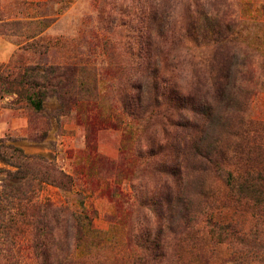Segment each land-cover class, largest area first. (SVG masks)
<instances>
[{"label":"rangeland","instance_id":"rangeland-1","mask_svg":"<svg viewBox=\"0 0 264 264\" xmlns=\"http://www.w3.org/2000/svg\"><path fill=\"white\" fill-rule=\"evenodd\" d=\"M100 1L92 0L94 11L88 0H0V76L68 58L80 67V98L89 99L68 111L50 94L35 112L16 96L11 78H0V264H61L67 243L81 244L72 264H83L82 257L90 258L88 264H264V210L229 192L224 173L223 180L205 182L207 205L192 188L198 177L186 168L183 152L191 144L193 114L171 110L167 121L151 108L144 113L148 89L140 102L138 56L153 50L147 41L154 37L152 24L143 28L142 14L127 8L128 17L111 24L105 19L112 12L105 8L109 0ZM237 3L223 20L239 22L238 39L219 46L188 43L192 58L203 54L208 62L198 79L194 68L189 87L179 91L186 95L198 84L211 109L213 125H200L205 144L233 166L243 159L259 169L264 0ZM102 37L115 48L103 45ZM164 69L169 76V63ZM229 72L235 79H225ZM213 83L219 93L211 91ZM139 102L142 110L136 111ZM129 105L136 121L127 116ZM60 173L71 176L73 185L62 182ZM211 206L219 209L217 220L231 221L247 238H207L195 224ZM59 211L87 218L94 232L67 241ZM155 244L161 257L152 250Z\"/></svg>","mask_w":264,"mask_h":264},{"label":"trees","instance_id":"trees-1","mask_svg":"<svg viewBox=\"0 0 264 264\" xmlns=\"http://www.w3.org/2000/svg\"><path fill=\"white\" fill-rule=\"evenodd\" d=\"M95 3L100 4L101 1L94 0V4ZM116 3L119 4V0ZM141 14L143 16L140 15L139 17L142 27L148 30L149 27L147 25L150 22L155 32L153 39L147 38L153 50L141 52L138 56L140 61L138 73L142 81V85L140 86V102L143 101L142 98L145 94L143 89H148L147 100L149 101V105L144 113H148V109L151 108L155 111V117H160L167 121L169 117L166 116H168V112L171 110L178 116L183 109L193 114L191 117L192 123L188 121L185 124V128H187L188 123H191L190 128L194 132L187 134L191 144L188 150L185 147V152H183V154L188 158V166L186 168H188L192 175L198 177L197 183H191V185L195 191H198L197 194L200 202L202 201L205 205L209 203V192L206 191L205 182L211 178L221 179L223 177L222 173H224L226 177H223L225 180L223 185L229 189V192H235L240 199L249 200V202L264 210V162L259 164L261 165L259 169L250 167L243 159H239L237 161L238 165L233 166L228 162L229 159L225 154L217 151L216 147L204 143L206 133L200 129V125L204 123L208 124L209 127L213 125L211 109L208 107V104L204 103V95L200 93L201 90H199L198 84L195 91H190L186 95H183L177 90L174 84L172 87L170 86V79L164 69L168 63L167 54L162 51L161 46L158 44L160 40L167 41L172 46L178 44L187 45L188 43H192L197 47L209 43H212L214 46H219L224 43L228 44L238 39L240 34L238 30L240 25L239 22L232 19L215 21L207 18L201 13L200 17H193L190 15L185 25L169 26L162 22L155 12L151 14L141 12ZM119 17H128L126 8L118 9L115 7L112 9L111 13L106 14L105 19L107 22L115 24L117 20H120ZM100 40L103 45L108 44L110 47L115 48V44L110 42L108 38L102 37ZM198 56V58H192L194 59V63L192 62L193 68H196L195 72L197 73L194 77L195 79L199 78L198 69L204 68V63L208 62L203 54ZM211 61H209L208 65H212L210 63ZM78 65H76L74 60L71 61L65 58L64 61L59 64L43 65L41 69L36 67H29L23 70L19 69L10 72L3 78L0 76V78H2V80L7 79L8 81L9 78H11V88L15 91L16 96L23 101L28 108L35 112L42 110L43 101L50 94L55 95L62 107L70 111L89 100H82L80 98L79 91H77L75 85L76 76L79 72L78 68H80ZM83 66H85L84 63ZM229 77L235 79L231 72L225 76V79ZM214 85L213 83L211 91L219 93L220 90L218 88L213 89ZM226 86H232V84L228 83ZM226 97L224 91L220 101L222 100L223 103ZM140 102L136 106V111L142 110ZM126 110L128 111V115H126L133 119V121H136L137 119L135 117H137V115L135 114V110H133V106H127ZM202 115L206 116L202 117ZM169 116H172V114ZM148 117H151V114H148ZM89 125L90 123L88 122L87 126ZM176 125L179 126L178 124ZM262 157H264V154ZM59 177L60 180L65 182L69 187L74 183L71 176L60 173ZM190 204H192V202ZM208 209L207 211L199 213V221L195 224L196 226L199 225L202 229L205 228L207 238L209 237L211 240L213 238H223L226 240L240 237L247 238V235L243 233L240 228L238 230L237 226L232 224L231 221L220 222L215 218L216 214L214 213H220L217 207L211 206ZM59 212L61 227L65 230V238L67 241L68 239L82 241L84 236L94 232L87 218H81L75 213H68L66 211ZM203 222L205 227H203L204 225L202 226ZM192 224H194L193 221ZM195 225H193L190 230H192ZM218 243H220V241H218ZM80 245L81 244H75L71 246L70 243L65 244L64 248L61 249V253L62 259L67 260L61 261V264H72L78 261L75 256V250L79 248ZM145 250L148 251V249ZM152 250L160 254L158 257L162 256L158 245H153ZM89 259L90 258L82 257L79 260L82 261L83 264H88ZM149 263L150 262L146 261L144 264Z\"/></svg>","mask_w":264,"mask_h":264},{"label":"clouds","instance_id":"clouds-1","mask_svg":"<svg viewBox=\"0 0 264 264\" xmlns=\"http://www.w3.org/2000/svg\"><path fill=\"white\" fill-rule=\"evenodd\" d=\"M88 6L96 11L92 0H88ZM114 6L118 9L127 8L136 14L155 12L165 24L178 26L185 25L190 15L200 17L201 13L209 19L220 21L226 12L235 11L238 3L237 0H121L117 4L115 0H109L105 8L111 11ZM158 44L167 54L170 65L168 78L172 79L177 90H185L193 80L194 73L191 46L186 44L172 46L163 40L158 41Z\"/></svg>","mask_w":264,"mask_h":264}]
</instances>
